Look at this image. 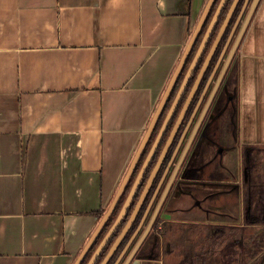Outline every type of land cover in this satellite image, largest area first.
<instances>
[{
    "label": "crops",
    "instance_id": "obj_1",
    "mask_svg": "<svg viewBox=\"0 0 264 264\" xmlns=\"http://www.w3.org/2000/svg\"><path fill=\"white\" fill-rule=\"evenodd\" d=\"M207 2L0 0V264H75L103 217L93 213L111 205ZM246 29L228 70L246 178H235L231 163L227 180H211L218 197L211 205L228 207L229 216L200 220L220 236L259 224L254 204L264 190V168L255 176L251 158L264 154V0ZM209 185L200 182L198 192ZM243 203L239 224L232 216L235 204L241 216ZM128 250L114 264L126 263ZM129 264L165 260L134 254Z\"/></svg>",
    "mask_w": 264,
    "mask_h": 264
},
{
    "label": "flooded vegetation",
    "instance_id": "obj_2",
    "mask_svg": "<svg viewBox=\"0 0 264 264\" xmlns=\"http://www.w3.org/2000/svg\"><path fill=\"white\" fill-rule=\"evenodd\" d=\"M251 2L253 3L254 0H250L249 1V5H248L249 10H250V8L252 6ZM231 6H230V8H231ZM242 6H239V8H238V6L236 7V10H235L234 13L236 14V12H237V15L235 17V20H234L233 23L231 21L229 26H228L230 31L227 33V31H228V28H227V31H226V33L224 35V36H226V38L224 39V36H223V38L221 39V42L218 45L219 47H218L216 53L213 55V57H212V59L210 61L211 63L209 64L205 74L203 75V77H202L203 79L200 82L199 87L197 88V90L193 94L194 96H192V99L190 100V103L188 104V107L185 110L186 111L185 114L181 118L180 123L178 124V126L176 127L177 130L175 132L173 140L170 143L171 145L166 150V153H165V155H164V157L162 159L163 162H162V164L160 166L159 171L157 172V174L155 176L156 178L154 179L151 187L149 188V190L147 192V196L145 198V201L143 202V204H142V206L140 208V211H139L137 217L135 218V220H134V222L132 224L133 228L130 230L131 232H129L128 236H126L127 238H126V241L124 242V245L120 246V249L118 250V253H117V255H116V257L114 259H116L120 255V253L123 252V250L127 246L128 242L130 241L131 237L135 233H136L135 236L137 235V239L135 241V244H134L133 248H135L136 245L139 243L138 241L142 237V235L145 233V231H146V229L148 227L147 225L150 223L151 219L153 218L154 213L156 211V208H157V206H158V204H159V202H160V200L162 198V195L164 194L163 192L166 189L168 183L170 182V180L172 178V175H173V173H174V171L176 169L177 163L179 162L180 157L182 156V154L184 153L185 149L187 148L188 142L191 140V137L193 136V139H192V142H191V146H190L187 154L184 156V159H183L184 161H183L182 165L180 166V168H179V170L177 172L176 179H175L174 183L172 184V186H171V188H170V190L168 192L169 194L167 196V201H168L167 204H168V209H169L167 211H169V213H170V215L172 217L176 213V210L172 206V203H176V202H174L175 200H177L178 198H180V196L185 195L187 193H191L192 196L194 195V193H192V191L188 190L187 187L191 184L193 178H194V181L196 179H198V176H197V168H198V166H203L200 162H197V160H196V156L200 155V151L197 150V147L202 145V143L205 142V141L208 142L209 145L212 143V141L210 140V134L208 133V130L210 128L209 126L212 127V125L215 123V125L219 124L222 128L225 127V129H229L230 130L231 124H232L231 121L233 120L234 116H236V112H237V110L235 109V114H234L233 107L234 106L237 107V105L233 104V100H234L233 98L235 97L236 102L238 101V99H237L238 98V94L236 92L237 89H236V85H235L236 79L232 78V77L235 76L234 72H232L231 75H229V72H228L232 62L230 63V65L228 66L226 72L224 73V75L222 77L223 78L222 82L220 83V85H219V87H218V89H217V91L215 93L216 95L214 96L213 100L211 101V103L209 105H208V101H209V99H210V97L212 95L211 93L213 92L217 82L220 79L219 77L222 74L224 66L226 65L227 57H226L225 60H224V58H225V56L228 53L230 54V52L232 51V49L234 47V43H235V41L237 39V36H238L239 32L241 31V30L239 31V29H238L239 27H237V31L235 32V34L233 36V39H232L231 43L229 44L230 46H229V48L227 49L226 53L223 55V57L221 59V64L218 67L215 75L213 76V81L211 82L209 88L206 90V93L204 94L205 95L204 97H203V93H204L206 84L209 81L210 76H211L214 68H216V66L218 64V60L221 57V53H222V50L224 48V44L227 41V39H228V37H229V35H230L231 31H232V27H233L234 23L236 22V19H237L238 15L240 14L239 12H240ZM249 10H248V12H249ZM235 14H234V16H235ZM248 14H247V16H248ZM243 18H244V16H243ZM243 18H242V23H244L243 22ZM241 27L242 26H240V29H241ZM204 36H205V34H204ZM204 36L202 37V39L204 38ZM202 39H201L200 43L202 42ZM222 40H223V43H222ZM200 43H199V45H200ZM207 45L208 44H206V48H207ZM221 45H223V46H222L220 52L218 53V50L221 47ZM199 47H198V49H199ZM206 48H205V50H206ZM198 49H197V51H198ZM205 50H204L201 58L203 57V55L205 53ZM197 51H196V53H197ZM196 53H195V55H196ZM195 55L192 57L191 60H190V57H189V60L187 59L188 61H186V64H185V66L183 68V71L181 73V75H183L182 78H181L182 80L180 81L179 86H178V88H177V90L175 92L174 99L172 100L171 104L167 108L165 107L166 111L164 112L165 108L162 111V112H164V116H163L162 120L160 121V124L158 126V131L156 132V134H155V132H153L150 140L147 143L146 148L144 149V151H143V153H142V155L140 157L139 163H138L137 167L135 168V170H134V172H133V174L131 176V179H130V181H129L126 189H125V191H127V189H128V192H127L126 198H125L122 206L124 205L126 199L128 198V195H129L128 193L130 192L131 188L133 187L140 170L142 169V167L144 166V163L146 162L145 160H146L150 150L152 149L153 144H154L156 138L159 135L161 127H162V125H163V123H164V121H165V119H166V117H167V115L169 113L168 111L170 110L171 106L173 105V103H174V101H175V99L177 97V94H178L182 84L185 81V77L187 76V74L189 72V69L191 68V64H192L191 62L193 61ZM207 55H206V57H207ZM206 57H205V59H206ZM201 58H200V60H201ZM200 60H199V63L197 64L196 68L193 70V72L190 71V75L188 76V81H187V83L185 85V88H184L182 94H181L182 96H181L176 108L174 109V114L172 115V117H171L169 123L167 124V126L165 127L166 129H165L164 134H163V136H162V138L160 140L159 148L157 149V151L149 159V164H148V166H147V168H146V170L144 172L143 179H142L141 183L139 184V187H138L137 191L135 192V196H134L131 204L129 205V207H130L133 204V208H132L133 211L129 215V218L132 215V213L134 212V208L137 205L139 199L141 198L143 190H144L145 186L147 185L149 179L151 178L150 176H151L152 172L154 171L155 167L159 163L160 155L162 154V152L165 150L166 146L168 145L167 142L170 139L173 131L175 130V126L178 123V120L180 119V116H181V114L183 112V109H184L187 101L190 98V94L192 92V89H193L196 81H197V77H198L203 65L205 64V60H204V64L202 65L200 70H198V67L200 65ZM223 60H224V62H223ZM179 80L180 79L178 77L177 82ZM224 87H227L226 94H224ZM201 98H203V99L200 102ZM226 98H227V101H226ZM225 102H230V104H231L230 109L232 108L231 110L233 111V112H230V109H229L230 116H229L228 119L226 118V116L223 115V112L224 111L226 112V109H227V106H226ZM206 108H207V110H206L207 112L205 111ZM205 112H206V114H205L203 120L201 121L200 125H198L202 115ZM224 120L229 121L230 124L222 125ZM154 135H155V137H154ZM212 135H214V134H212ZM178 146H180V148H179V150L177 152V155H176V157L174 159V163L169 168V170H168V172L166 174L165 181H164L163 185L161 186V189L159 190V194L156 197V199L154 200V202L152 203V205H151V207L149 209L150 211H149L148 215L146 216L145 221H144V223L142 225L143 227H145V229L137 234V230L139 228V224H140L141 220L143 219V217L145 216L146 209H147L150 201L152 200V198H153V196L155 194V191H156V189H157V187H158V185H159V183H160V181L162 179V176L164 175L165 171L167 170V167L169 166V164L171 163L172 157H173V155H174V153H175V151H176ZM221 151H222V154H224V149L223 148H222ZM222 154H221V156H222ZM223 158H224V156H223ZM210 159H212V158L210 157ZM220 163L221 164H220V166H218V168H221L222 161ZM128 186H129V188H128ZM177 190H179L180 195L177 192ZM125 191L123 192V196H124ZM172 192L174 194H173V197L171 198ZM123 196H122V198H123ZM168 197H170V198H168ZM193 198H195V206L199 207V203H200L199 202V196L198 195L197 196L194 195ZM170 202H172L171 205L169 204ZM122 206H121V208H122ZM161 210H162V208H161ZM119 213L116 215V218L118 217ZM128 213H129V208H128V212H127L126 216L128 215ZM160 213H161V211H160ZM160 213L158 214L157 218L155 219L154 223L152 224L151 230H154L155 232H156V230L158 228L157 225H159V223L162 222V221H160V219H162V216H160ZM116 218L113 220V223L116 220ZM129 218H128V220H129ZM173 218L171 219V222H174V220L176 221V219L175 218L173 219ZM128 220H127V222H128ZM162 220H164V219H162ZM135 236H134V238H135ZM155 237L156 236H154V234H152V235H150V237L148 239H151V238L154 239ZM133 239L130 242L131 245L133 244L132 243ZM141 247H142V245H141ZM140 248L136 251L135 254L141 253L142 248L141 249ZM127 253L128 254L130 253V249L127 251ZM114 262H115V260H114ZM114 262H112V264H114Z\"/></svg>",
    "mask_w": 264,
    "mask_h": 264
},
{
    "label": "rangeland",
    "instance_id": "obj_3",
    "mask_svg": "<svg viewBox=\"0 0 264 264\" xmlns=\"http://www.w3.org/2000/svg\"><path fill=\"white\" fill-rule=\"evenodd\" d=\"M241 1L242 0L239 1L238 6H242L245 2V0H244L243 3L240 5ZM219 5H220V3L217 5V7ZM213 7L214 6H212V8ZM217 7L215 8V10L213 12L214 14L211 17V20L214 17V15L216 14L215 12L217 10ZM248 10H249V8L246 9L247 13L244 15L243 22L245 21L244 19H246L247 14L249 13ZM233 18H234V16H233ZM233 18H232V20H233ZM211 20L209 21V23L211 22ZM242 24L243 23L241 20L240 24L238 25L239 31L241 30L240 26H242ZM228 55H229V53L225 56L224 60L226 59V57H228ZM224 60H223V62H224ZM233 62H235V56H234ZM233 78H235V77H233ZM235 85H236V83H235ZM226 90H227V87H224V94H226ZM233 99H234L233 104L237 105V107L236 106L233 107L234 114H235V109L237 110V112H236V116H234V118H233L234 121L233 120L231 121L232 124H231L230 130L225 129V127L222 128L219 124L215 125V123H214L212 125V127L209 126L210 128L208 130V133L210 134V140L212 141V143L209 145V143L205 141L202 143V145L197 147V150L200 151V155L196 156V160H197V162H200L203 166H198V168H197L198 179H196L194 181V178H193L191 184L187 188H188V190L192 191V193H194L195 196L198 195L202 199L203 204H205L204 207H201V208H203V210H201L199 207L195 206V198H193L194 195L192 196L191 193H187L185 195L180 196V198H178L177 200L174 201L176 203L170 202L169 204L171 205V203H172V206L176 210V213L174 214L173 217L176 220H178V219L179 220H182V219L187 220V221H189V223L167 222V224H163L162 222H160L159 225H157L158 228H157L156 232L154 230H151L148 233V235L146 236V238L143 240L144 243L142 244V247L140 246L142 248V251H141V253H137L136 257L146 256V255L161 257V258H164L165 264H180L183 261L185 262L186 261L185 260V258H186L185 257L186 256L185 248L189 249L190 246L194 243L195 246L194 247L192 246V248L195 251V250L199 249L200 245H202V244L205 245L206 241L204 240V238L208 234L209 229L212 226H215L214 224L200 223V220H207V219L212 220L213 216H216V219L218 220L219 218L229 216V214H227L228 210H230L228 207L223 208V207H220L218 205H213V206L211 205V203L214 202V198L216 199L218 197H214L215 194L211 193V185L212 184H210V180H212L216 177L224 179L223 181L227 180L229 178L228 176L231 175L229 173V168H230L229 165L231 163H233L234 166L237 167L234 170V175H236L235 178L240 177L239 180H241V178H243V177L246 178L245 177L246 174H245L244 170L246 169V165H247V159L246 158H247L248 149L243 150L242 147L238 145V143H239L238 142V140H239L238 135H239V129H240V126H239V111L240 110H239V106H238V101L236 102L235 97ZM226 101H227V98H226ZM225 103H226L227 109H226V112L225 111L223 112V115L226 116V118L228 119L230 116L229 109H230L231 104H230V102H225ZM231 109H230V112H233ZM224 124L228 125V124H230V122L227 120H224L222 125H224ZM212 134H214V135H212ZM235 141L237 142V146H234V144L236 143ZM222 148L228 149V150H230V149L233 150V152H231L232 154L235 153V155L232 157L233 161L230 159V157L232 155V154L230 155V151L228 152L230 157L224 156V158H223V154L221 151ZM255 151L256 152H254L251 155V158H252V162L254 165L253 174L255 176H257V175H259V174H257V171L260 168H264V154H260L261 152L258 150H255ZM221 154H222V156H221ZM210 157L212 159H210ZM221 161H222L221 168H218V167L214 168V166L215 165L217 166V164H219L218 166H220ZM257 177H260V176H257ZM257 177H255V178H257ZM200 182H202L204 184H208V185L210 184L208 186L207 191H200V193L198 192V183H200ZM223 185H225V184H222L219 186L221 187ZM243 188L241 190L242 192H244ZM177 192L179 193V190H177ZM173 194L174 193L172 192L171 198L173 197ZM240 194H241V192L239 191V193L236 192L233 195L237 199V200L235 199L236 203L240 199V196H241ZM179 195H180V193H179ZM243 195H244V193H243ZM168 198H170V197H168ZM167 202L168 201L166 198L162 204V207H161L162 210H161L160 216H162V219L164 217V213L167 212L166 210H169ZM235 205L237 207V210H236L235 216H232V217H234L233 220L239 224H243L244 222H246V220L244 219V216H245V210L243 207L244 203L242 204V206L240 205V207H242V211H243L241 216H239V212H240L239 205L238 204H235ZM258 205H260V204L259 203L254 204V210H255L254 211V217H255V219H257V223H259V224L254 226V227H250L248 225H243V226L239 225L236 228H231L230 231L231 232L234 231L235 233H232L229 235L227 233V235H224V237H226L227 242L222 248L216 250V255L214 257V260L212 261V264H244V263H246L247 257L244 258L245 256L242 254V251H243L242 244L243 243L246 244L248 242L250 244H252L253 243L252 238L257 240L256 238H259L260 235H262V233H264V221H263L264 219H263V215H262L264 210L260 211V209L262 207H259ZM238 209H239V211H238ZM168 213H169V211H168ZM259 215H260V218L258 219ZM170 216H168V217H170ZM113 217H115V214L113 215ZM170 218H172V217H170ZM162 219H160V221H163ZM245 224H247V223H245ZM112 228L113 227L111 226L109 231ZM132 228H133V225H131L130 230ZM144 229H145V227H142L139 232L143 231ZM130 230H129V232H131ZM129 232L127 233L126 236H128ZM152 234H154V236H156V237L154 239H152V238L148 239L150 237V235H152ZM126 236L121 241L122 245L120 244V246L124 245V241H126V238H127ZM136 239H137V235L135 236V238L132 241L133 244L132 245L130 244V247H129L130 253L129 254L127 253L128 257L134 249L133 246L135 244ZM119 247L116 249V251L119 249ZM126 256H125V258H126ZM89 260H90V258H89ZM112 260L113 259L111 257L110 261H112ZM186 262L188 264L189 260H187ZM123 263L124 262H121L120 264H123Z\"/></svg>",
    "mask_w": 264,
    "mask_h": 264
},
{
    "label": "water",
    "instance_id": "obj_4",
    "mask_svg": "<svg viewBox=\"0 0 264 264\" xmlns=\"http://www.w3.org/2000/svg\"><path fill=\"white\" fill-rule=\"evenodd\" d=\"M215 1H216V0H208L206 6H205V8H204V11H203V13H202V16H201L200 20L198 21L196 27L194 28V32H193V34H192V36H191V38H190V40H189V42H188V44H187V46H186L187 48H186V50L184 51L182 57L180 58V60H179V62H178L179 64H178L177 68H176L175 71L173 72V75H172V77H171V81H170L169 85L167 86V88H166V90H165V92H164V94H163V97H162L161 101H160L159 104H158V107H157V109H156V111H155L156 113L154 114V116H153V118H152L150 124L148 125L147 131H146V133H145V135H144V137H143V140H142V142H141V144H140V147L138 148L136 154L134 155V157H133V159H132V161H131L132 163L130 164V166H129V168H128V171L126 172L125 176L123 177L124 179H123L122 183L120 184L118 190L116 191V193H115L116 195H115L114 199L112 200L111 205L109 206V208L107 209V212L103 215L102 219L100 220L99 224L97 225V229L95 230V232L93 233V235L91 236V238H90V239L88 240V242L86 243V246H85L84 249L82 250V253H81V254L79 255V257L76 259L77 261L75 262V264H81V263H82V261H83L82 259L86 256V254H87V253L89 252V250L92 248V246L94 245V242L96 241L97 237L100 235V233L102 232V230L105 228V227H104L105 224L108 222V220L110 219V217L113 215L114 210H115V208H116L118 202H119L120 199L122 198V196H123V192L125 191V189H126L128 183H129V181H130V179H131V176H132V174H133L135 168L137 167V165H138V163H139L140 157H141V155H142L144 149L146 148L147 143H148V141L150 140V138H151V136H152L154 130L156 129L155 127H156V125H157V123H158V121H159L160 116H161L162 113H163L162 111H163V109L166 107V105H167V103H168V101H169L170 95H171V93H172V91H173V89H174V86H175V84H176V82H177V80H178V77H179L180 73L182 72V70H183V68H184V66H185V64H186V61H187V59H188V57H189V54L191 53V51H192V49H193V47H194V44H195L196 40L198 39V37H199L201 31H202L201 29H202V27L204 26V23H205V21L207 20L208 15H209V12H210L212 6L214 5ZM227 1H228V0H221V1H220V5L217 7V10H216V12H215L216 14L214 15V17L212 18V20H211V22L209 23L208 27L206 28L205 36H204V38L202 39V42H201L200 45H199L200 47H199V49H198V51H197V53H196V55H195L193 61L191 62V63H192V64H191V68L189 69V72H188L187 76L185 77V81H184V83L182 84V86H181V88H180V90H179V92H178V94H177V97H176V99H175L173 105L171 106L170 110L168 111L169 113H168V115H167V117H166V119H165V121H164V123H163V125H162V127H161V130H160V132H159V135H158V137L156 138V140H155V142H154V144H153L152 149L150 150V152H149V154H148V156H147V158H146V160H145L146 162L144 163V166H143L142 169L140 170V172H139V174H138V176H137V179H136V181H135L133 187L131 188L130 192L128 193V194H129V195H128V198L126 199L124 205L122 206V208H121V210H120V213H119L118 217L116 218V220L114 221V223H113V225H112L113 228H112V229H111V230H110V231H109V232L103 237V239H102L101 242L99 243L98 248L95 250L94 254L91 256L90 261L88 262V264H95V262L97 261L96 259L98 258V254H99V253L104 249V247L108 244L107 242L110 240V238L113 236V234L115 233V231L118 229V226L121 224V222H122L123 219L125 218V216H126V214H127V212H128L129 205L131 204V202H132V200H133V198H134V196H135V192L137 191V189H138V187H139V184L141 183V181H142V179H143L144 172H145V170H146V168H147V166H148V164H149V159H150V157H151V156L157 151V149L159 148L160 140H161V138H162V136H163V134H164V131H165V129H166L165 127H166L167 124L169 123V121H170L172 115L174 114V109L176 108V106H177V104H178V102H179V100H180V98H181V96H182L181 94H182V92H183V90H184V88H185V85H186L187 81H188V76L190 75V71L193 72V70L196 68V66H197V64H198V61H199V59L201 58V56H202V54H203V52H204V50H205V48H206V44H207L209 38L211 37V35H212V33H213V28H214L215 25L218 23V20H219V18H220V15L222 14L221 12H222L223 8L225 7ZM239 1H240V0H234V2H233V4H232L231 8L229 9V11H228V15H227V17L225 18V20H224V22H223V24H222V26H221V28H220L221 30H220V32H219L217 38L215 39V41H214V43H213V45H212V48H211V50L209 51V53H208V55H207V57H206V59H205V64L203 65V67H202V69H201V71H200V73H199V75H198V77H197V81H196V83H195V85H194V87H193V89H192V92H191V94H190V98H189V100L187 101V103H186V105H185V107H184V109H183V112H182V114H181V116H180V119L178 120V123H177L176 126H175V130L173 131V133H172L170 139H169L168 142H167L168 145L166 146L165 150H164V151L162 152V154L160 155L159 163L157 164V166L155 167L154 171L152 172V174H151V176H150L151 178L149 179L147 185L145 186V188H144V190H143V193H142V196H141V198L139 199L137 205H136L135 208H134V212L132 213V215L130 216L128 222H127L126 225L124 226L125 228L123 229V231L121 232V234L117 237V239H116L115 242H114V245H113L112 248L109 250V252L107 253V255H106L105 258H104V261H103L101 264H108V262L110 261V258L114 255V252L116 251V249H117V248L119 247V245L121 244V241L125 238V236H126L127 233L129 232L132 223L134 222L135 218L137 217V215H138V213H139V211H140V208H141L143 202L145 201V198H146V196H147V192H148L149 188L151 187V185H152L154 179L156 178L155 176H156L157 172H158L159 169H160V166H161V164H162V162H163L162 159H163V157H164V155H165V153H166V150H167L168 147L171 145L170 143H171V141L173 140V137H174L175 132H176V130H177L176 127H177L178 124L180 123V120H181V118L183 117V115L185 114V112H186L185 110L187 109L188 104L190 103V100L192 99V96H194L193 94L195 93V91H196L197 88L199 87L200 82H201L202 79H203L202 77H203V75L205 74V72H206V70H207L209 64L211 63L210 61H211L213 55L216 53V51H217V49H218V47H219L218 45H219V43L221 42V39L223 38V36L225 35V33H226V31H227V28H228V26H229V24H230V22H231V20H232V18H233V16H234V14H235L234 12H235V10H236V7L238 6ZM249 1H250V0H245L244 4H243V6H242V8H241V10H240V12H239L240 14L238 15V17H237V19H236V22L234 23V25H233V27H232V31H231V33H230V35H229L227 41H226L225 44H224L225 46H224V48H223V50H222L221 57H220V59L218 60V64H217L216 68H214V70H213V72H212V74H211V76H210V79H209V81H208L207 84H206V87H205V90H204V93H203V97L205 96L204 94L206 93V90L209 88L211 82L213 81V76L215 75V73H216L218 67H219L220 64H221V59H222L223 55L226 53L227 49H228L229 46H230L229 44L231 43V41H232V39H233V36H234L235 32L237 31V27H238V25L240 24V22H241V20H242V18H243V16H244V14H245V10H246L247 7H248ZM259 1H260V0H254V2L252 3V6H251V8H250V10H249V14H248V16L246 17V19H245V21H244V23H243V25H242V27H241V31L239 32V34H238V36H237V39H236V41H235V43H234V47H233L232 51L230 52V54H229L228 57H227L226 65L224 66V69H223V71H222V74H221L220 77H219L220 79H219V81L217 82V84H216V86H215L213 92L211 93L212 95H211V97H210V99H209V101H208V105L211 103V101L213 100L214 96L216 95L215 93H216V91H217V89H218L220 83L222 82V79H223L222 77H223L224 73L226 72L228 66H229L230 63L232 62L231 60H232V58H233L235 52L237 51V48H238V46H239V43H240V41H241L243 35L245 34V32H246V30H247L246 28H247V26H248V24H249V22H250V20H251V18H252V16H253L254 10H255L256 6L258 5ZM202 99H203V98H201L200 102L202 101ZM206 110H207V108L205 109V111H206ZM206 112H207V111H206ZM206 112L202 115V117H201V119H200L198 125H200V123H201V121L203 120V118H204ZM192 139H193V136L191 137V140L188 142V146H187V148L185 149L184 153L182 154V156H181L180 159H179V162L177 163L176 169H175V171H174V173H173V175H172V178H171L170 182L168 183L166 189H165L164 192H163L164 194L162 195V198H161V200H160V202H159V204H158V206H157V208H156V211H155V213H154L153 218L151 219L150 223L147 225L148 227H147L145 233H144V234L142 235V237L139 239V241H138L139 243H138V244L136 245V247L133 249V251L131 252V254L129 255V257L127 258V261H126L125 264H129V263H130L131 258H132L133 255L136 253V251L140 248V246H141L142 243H143V240L146 238V236H147L148 233L150 232V230H151V228H152V224L154 223L155 219L157 218L158 214L160 213V211H161V206H162L163 202L165 201V199L167 198V196H168V194H169L168 192H169V190H170L172 184L174 183V181H175V179H176L177 172H178L180 166L182 165V163H183V161H184V160H183V159H184V156L187 154V152H188V150H189V148H190V146H191ZM180 146H181V145H180ZM180 146L177 147V149H176V151H175V153H174V155H173V157H172V161H171V163H170L169 166L167 167V170L165 171L164 175L162 176V179H161V181H160V183H159V185H158V187H157V189H156V191H155V194H154L152 200L150 201V203H149V205H148V207H147V209H146L145 216L143 217V219L141 220V222H140V224H139V228H138V230H137V233H138V232L140 231V229L143 227L142 225H143V223H144V221H145L146 216L148 215V213H149V211H150L149 209H150L152 203L154 202V200L156 199V197H157L158 194H159V190L161 189V186L163 185V183H164V181H165L166 174H167L169 168H170V167L172 166V164L174 163V159H175V157H176V155H177V152H178ZM135 234H136V233H135ZM135 234L131 237L130 241L128 242L127 246L125 247V249L123 250V252L121 253V255L119 256L118 259H120L121 256H122V255L126 252V250L129 248V246H130V244H131L130 242H131V240L134 238Z\"/></svg>",
    "mask_w": 264,
    "mask_h": 264
},
{
    "label": "trees",
    "instance_id": "obj_5",
    "mask_svg": "<svg viewBox=\"0 0 264 264\" xmlns=\"http://www.w3.org/2000/svg\"><path fill=\"white\" fill-rule=\"evenodd\" d=\"M233 1L234 0H228V2L226 3L223 11L221 12L222 14L220 16V19H219L218 23L215 25V27L213 28V33H212V35H211V37H210V39H209V41L207 43L208 45H207V48L205 50V53H204L203 57L200 60V65L198 67V70H200V68L204 64L205 57L208 54V52L210 51V49L212 47V44L214 43V40L216 39V37H217V35H218L219 31H220L221 25L224 22L227 14H228V10H229L230 6L232 5ZM243 1L244 0L241 1L240 5L243 3ZM219 3H220V0H216L215 1L214 5H213L214 7L211 9V11L209 13V16H208V18H207V20H206V22L204 24V27L202 28V31H201L198 39L196 40L191 53L189 54L190 60L195 55V53H196V51H197V49L199 47L198 45H199L202 37L204 36V34L206 32V28H207V26L209 24V21L211 20V17L214 14L213 12H214L215 8L217 7V5ZM238 8H239V6H238ZM236 15H237V12H236V14H235V16H234V18L232 20V23L234 22ZM229 31L230 30L228 28L227 33ZM225 38H226V36H224V39ZM222 43H223V40H222ZM222 46L223 45H221V47L219 48L218 53L220 52ZM189 57H188V60H189ZM182 76L183 75L180 74V76H179L180 80L174 86V89H173V91H172V93L170 95V98H169V101H168V103L166 105V108L171 104L172 100L174 99L175 92H176V90H177V88L179 86L180 81L182 80L181 79ZM166 108H165L164 112L166 111ZM164 112L160 116L159 121H158V123H157V125L155 127L156 128L155 131H154L155 134L158 131V126H159L160 121L162 120V118L164 116ZM154 137H155V135H154ZM129 186H128V188H129ZM127 192H128V189H127V191H125L123 198L120 199V201L118 202V204H117V206H116V208L114 210L115 217L120 212L119 210L121 209V206H122V204H123V202H124V200L126 198ZM260 198H261V201L259 202L260 205H258V206L262 207L260 209V211H263L264 210V190H262ZM132 208H133V204H132V206L129 207L128 215L124 218V220L118 226V229L115 231V233L113 234L112 238L108 242L109 244L102 251V254L104 256L109 252L111 247L114 245V241L116 240V238L120 235V233L124 229V226L127 223L129 215L133 211ZM105 212H106L105 209H99V210H97V212H94L93 214H95V215L98 214L99 216H103ZM262 215H263V219H264V212H263ZM115 217H113V216L110 217L108 222L105 224V226H104L105 228L102 230V232L100 234V237H104V235L109 231V229L111 228V226L113 224V220L115 219ZM215 228H216V226H212L209 229L208 234L204 238V240L206 241V244L205 245L204 244L200 245L198 250L194 251V249L192 248V246L193 247L195 246L194 243L190 246L191 249L190 248L189 249L185 248V250H186V256H185L186 258H185V260L186 261L189 260L188 264H212V261L214 260V257L216 255V250L222 248L227 242L226 237L220 236L219 232L216 233V229ZM256 239L257 240L252 238V241H253L252 244H250L249 242L246 243V244L245 243L242 244V249H243L242 254L245 256L244 258L247 257L246 258L247 261L244 264H264V233H262V235H260V237L256 238ZM117 253L118 252H116L114 254V256L112 258L113 259L112 262H114V258L116 257ZM186 261L185 262L183 261L180 264H187Z\"/></svg>",
    "mask_w": 264,
    "mask_h": 264
}]
</instances>
